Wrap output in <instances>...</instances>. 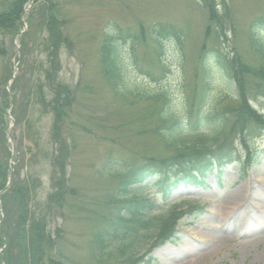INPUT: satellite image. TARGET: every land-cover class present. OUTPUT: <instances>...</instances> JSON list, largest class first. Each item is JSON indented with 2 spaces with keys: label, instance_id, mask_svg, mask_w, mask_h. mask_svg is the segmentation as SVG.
<instances>
[{
  "label": "trees",
  "instance_id": "trees-1",
  "mask_svg": "<svg viewBox=\"0 0 264 264\" xmlns=\"http://www.w3.org/2000/svg\"><path fill=\"white\" fill-rule=\"evenodd\" d=\"M199 1L206 12L207 40L214 38L216 46L220 41L227 42L232 34L236 38L231 0ZM28 4L29 0H0V59L3 63L0 74V191L6 187L10 174L3 115L8 106V94L3 86L12 73L10 50L14 49L13 40L23 28L21 18ZM69 14L64 0H34L27 15L29 30L20 38L24 59L33 56V60L29 59L32 61L28 71L32 77L29 103L53 119L50 141L55 144L58 155L47 149L41 157L57 163L59 171L54 170V191L45 204L38 198L42 186L40 179L31 176L21 179L19 171L11 188L1 195L6 217L0 228V249L6 238L7 248L3 252L6 264L74 263L66 253L67 239L59 224V219L66 218L64 209L68 194H74L65 187V161L70 157V151L64 138L68 135L73 138L74 130L67 131L71 127L78 133H87V129L82 115H71L72 100L69 98L72 92L59 74L62 51L73 46V36L68 31ZM152 32L147 39L143 28L140 33L118 29L104 36L100 43L101 74L113 104L121 107L120 110L132 109L136 98L137 103L152 108L154 116L148 133L144 130L136 135L150 134L155 138L157 148L144 153L142 159L131 156L129 151L122 154L127 149L128 139L135 135L127 127L128 123L102 124L94 135L90 134L97 137L95 139L104 148L106 145L99 174L115 183L95 209L84 211L91 222H87L88 254L94 264H151L147 258L153 250L175 240L182 217H196L201 208L191 207L187 212L176 204L162 208L155 199L142 194L143 190L156 186L167 197L180 183H194L214 165L222 167L233 162L236 153L233 142L249 149L251 141L264 131V116L251 105L252 101L264 96V13L250 22L246 34L247 52L259 59L257 64L246 63L237 48L229 53L220 47V43L217 48L203 52L197 65L201 72L198 85L190 92L183 82L179 97L165 87L156 91H142L137 86L129 88L127 78L125 80L120 45L126 39L133 44L160 45L164 39L181 42V32L175 28L160 24ZM28 39L32 41L30 49ZM216 71L234 85L235 93L229 96L232 107H225L218 116L212 117L203 105L211 91L210 77ZM20 83V80L15 82L13 91L18 90ZM79 90L80 86L75 94ZM198 96L200 104L196 103ZM222 101L223 98L219 99L218 105ZM146 117L142 116L143 121ZM28 129L38 146L39 133L35 132V124L28 122ZM116 139H120V143H116ZM120 144L121 149L117 150Z\"/></svg>",
  "mask_w": 264,
  "mask_h": 264
},
{
  "label": "rangeland",
  "instance_id": "rangeland-1",
  "mask_svg": "<svg viewBox=\"0 0 264 264\" xmlns=\"http://www.w3.org/2000/svg\"><path fill=\"white\" fill-rule=\"evenodd\" d=\"M66 11H70L68 27L73 36L71 49L64 50L61 55L62 71L60 79L69 87L72 100L70 113L73 116L82 115L87 133H78L75 138L80 154H76L75 162L68 168L69 188L74 194L68 195V217L63 225L64 236L67 239L68 254L72 255L76 264H94L88 254L89 231L86 222L78 218L76 211L85 209L91 202V197L102 196V192L111 189L115 183L101 182L95 173L101 162L100 145L94 141L90 133L104 126L128 123L134 131L133 139H128L127 149L133 151V157H145L148 151L157 148L153 138L137 137L139 131L149 130L152 122V108L137 103L134 108L116 107L100 69V43L106 32L119 28L134 29L143 25L146 30L158 23L173 25L179 30H186L182 43L176 40H166L159 51L160 58L166 64L163 73L155 64V57L150 54L151 48L131 44L122 45L123 65L129 88L139 87L143 90L155 91L159 88L169 89L175 96L180 94L182 80L186 86L195 85L194 61L198 49L204 41L205 14L195 0H64ZM230 7L236 21L235 42L239 51L246 53V34L248 24L264 13V0H231ZM112 31V30H111ZM228 45L232 46L234 36L230 37ZM28 41V49L32 41ZM75 43V44H74ZM208 44L212 42L208 41ZM227 44L224 45L226 47ZM134 50V51H133ZM230 51V48L227 49ZM12 50H10L11 52ZM137 57V63H136ZM33 60L32 57H28ZM19 54H13L10 65L18 64ZM29 59L20 60L24 72L21 73L22 84L16 93L14 110L21 124L13 130L16 146L14 160L16 169L23 179L29 174L38 177L34 172H40L43 188L38 194L41 204H45L50 191L51 167L49 162L43 163L32 170V165H38L39 153L42 149H50L53 119L44 114L40 108L29 103L30 82L28 79ZM135 59V60H134ZM254 62L248 57L246 61ZM0 61V67H2ZM137 64V66H136ZM139 70H143L140 74ZM152 75L153 79L145 74ZM24 75V77H23ZM126 80V78H125ZM126 80V81H127ZM80 86L78 94L76 88ZM213 92L208 96L206 107L213 106L217 97L225 96L229 87L218 76H212ZM254 106L264 115V98L257 100ZM26 107V108H25ZM217 113V111H216ZM147 116L143 121L142 116ZM28 122L35 124L38 146L32 139ZM144 133V134H146ZM115 138L116 135L113 134ZM36 137V136H35ZM120 143V139L114 140ZM1 148V145H0ZM121 149V144L117 146ZM253 158L248 162L244 151L238 154L239 163L233 164L222 173H209L204 183L194 188H181L174 192L167 204L177 202L186 206L201 205L205 209L191 222L185 220L179 228L176 243H168L153 253L154 264H253L264 254V138L252 146ZM128 153L122 151V154ZM145 153V154H144ZM92 168V169H91ZM28 170V171H27ZM33 172V173H32ZM85 183L81 182V178ZM112 185V187L110 186ZM153 190L145 191V194ZM69 193V192H68ZM151 194L150 196H153ZM154 198L161 199V195ZM46 206V205H45ZM61 220V219H60ZM191 222L190 225H187ZM17 252V251H16Z\"/></svg>",
  "mask_w": 264,
  "mask_h": 264
},
{
  "label": "bare ground",
  "instance_id": "bare-ground-1",
  "mask_svg": "<svg viewBox=\"0 0 264 264\" xmlns=\"http://www.w3.org/2000/svg\"><path fill=\"white\" fill-rule=\"evenodd\" d=\"M253 264H264V254L261 259H259L258 261H255Z\"/></svg>",
  "mask_w": 264,
  "mask_h": 264
},
{
  "label": "water",
  "instance_id": "water-1",
  "mask_svg": "<svg viewBox=\"0 0 264 264\" xmlns=\"http://www.w3.org/2000/svg\"><path fill=\"white\" fill-rule=\"evenodd\" d=\"M9 137H10V135H9ZM11 138V137H10Z\"/></svg>",
  "mask_w": 264,
  "mask_h": 264
}]
</instances>
